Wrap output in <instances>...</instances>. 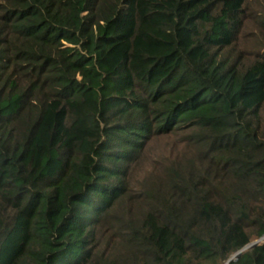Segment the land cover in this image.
Masks as SVG:
<instances>
[{
  "label": "trees",
  "instance_id": "obj_1",
  "mask_svg": "<svg viewBox=\"0 0 264 264\" xmlns=\"http://www.w3.org/2000/svg\"><path fill=\"white\" fill-rule=\"evenodd\" d=\"M263 236L264 0H0V264H224Z\"/></svg>",
  "mask_w": 264,
  "mask_h": 264
},
{
  "label": "water",
  "instance_id": "obj_2",
  "mask_svg": "<svg viewBox=\"0 0 264 264\" xmlns=\"http://www.w3.org/2000/svg\"><path fill=\"white\" fill-rule=\"evenodd\" d=\"M262 239H264V236H263L262 238H260L259 240L254 241V242H252V243L246 245L244 248H242L241 250H239L238 252H236V253H235L230 259H228L224 264H228L230 261H235V260H237V258L239 257V255H240L243 251H245L246 249L251 248V247L257 245Z\"/></svg>",
  "mask_w": 264,
  "mask_h": 264
}]
</instances>
